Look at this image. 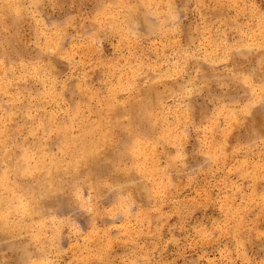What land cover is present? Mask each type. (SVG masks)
Segmentation results:
<instances>
[{"label": "rangeland", "instance_id": "obj_1", "mask_svg": "<svg viewBox=\"0 0 264 264\" xmlns=\"http://www.w3.org/2000/svg\"><path fill=\"white\" fill-rule=\"evenodd\" d=\"M263 94L264 0H0V264H264Z\"/></svg>", "mask_w": 264, "mask_h": 264}, {"label": "bare ground", "instance_id": "obj_2", "mask_svg": "<svg viewBox=\"0 0 264 264\" xmlns=\"http://www.w3.org/2000/svg\"><path fill=\"white\" fill-rule=\"evenodd\" d=\"M133 10V9H132ZM130 12V11H129ZM128 12V13H129ZM147 13V12H146ZM146 13H144V11L141 13V11H139V12H136V11H131L126 17H127V25H129V31L130 32H135L136 34H137V30L136 29H138V28H146V29H148L149 31H153L154 29H156V27H157V22L155 21V23L152 21L153 20V18H155V16H154V14H151V15H149V16H152L151 18H152V20H150L148 17H147V15H146ZM149 13V12H148ZM114 19H116V18H114ZM124 19V18H123ZM124 21H126V20H124ZM120 25H121V23H120ZM140 30V29H139ZM142 31H143V29H141ZM129 32V33H130ZM139 33V32H138ZM134 34V33H133ZM129 35V34H128ZM59 45V44H58ZM250 46V45H249ZM246 46L247 48H252V46ZM56 47V46H55ZM239 49H242V48H239ZM244 51V50H243ZM231 52V51H230ZM230 58V57H229ZM228 60V59H227ZM253 79V78H252ZM206 80V79H205ZM254 80V79H253ZM252 80V81H253ZM168 82V81H167ZM255 82V81H254ZM3 88V87H2ZM262 94V93H261ZM261 94H259V95H261ZM264 95V94H263ZM252 96V95H251ZM257 96V95H256ZM262 96V95H261ZM260 97V96H259ZM258 97V98H259ZM255 98V97H254ZM261 98V97H260ZM259 98V99H260ZM251 99V98H250ZM259 99H257V101L259 100ZM254 100V99H253ZM264 100V99H263ZM255 101V100H254ZM260 101V100H259ZM261 103V102H260ZM259 103H257V105H258ZM264 104V103H263ZM255 105H256V103H255ZM250 106V105H249ZM193 107V106H192ZM191 108V107H190ZM254 108V107H253ZM253 108H252V110H253ZM247 109V108H246ZM245 109V110H246ZM251 109V108H250ZM189 110V109H188ZM248 110H249V108H248ZM247 111V110H246ZM250 111V110H249ZM190 112V111H189ZM252 112V111H251ZM251 112H249L247 115H249ZM231 113V112H230ZM232 114V113H231ZM234 114V113H233ZM260 117V116H259ZM118 119V118H117ZM232 119V118H231ZM230 119V120H231ZM234 120V119H233ZM253 120V119H252ZM231 122V121H230ZM229 122V125L231 124ZM234 125H237V124H234ZM109 133V132H108ZM110 133H112V132H110ZM110 135V134H109ZM108 137V136H107ZM106 140H108V139H106ZM107 143V142H106ZM107 145V144H106ZM112 145V144H111ZM90 146H91V144H90ZM106 148V147H105ZM111 148V147H110ZM86 149V148H85ZM93 150V149H92ZM144 152V151H143ZM83 153V152H82ZM81 153V154H82ZM86 153H87V151H86ZM138 153V152H137ZM86 155V154H85ZM87 155H89V157H90V155L92 156V160H96V158L98 157V154L97 153H95L94 154V152L93 151H91V150H89L88 151V154ZM135 156V155H134ZM82 157H83V155H82ZM28 158L29 157H27L26 156V159L28 160ZM83 159H84V157H83ZM85 162H87L88 163V157H85ZM145 160V159H144ZM80 161V160H79ZM83 161V160H82ZM149 162V161H148ZM74 163V162H73ZM90 163V162H89ZM93 163V162H92ZM86 164V163H85ZM139 164V163H138ZM141 164V163H140ZM80 165V164H79ZM78 165V166H79ZM136 165V164H135ZM141 166V165H140ZM139 166V167H140ZM146 166H147V164H146ZM37 168V167H36ZM147 168V167H146ZM146 168H145V170H146ZM59 169V168H58ZM70 169V168H69ZM68 169V170H69ZM148 169V168H147ZM52 170V169H51ZM149 170V169H148ZM78 171V170H77ZM141 171H142V168H141ZM150 171V170H149ZM55 172V171H54ZM54 172H50V176H52V174H54ZM129 172V171H128ZM36 173V172H35ZM149 173V172H148ZM50 176H48L49 178H50ZM48 178V179H49ZM53 178V177H52ZM4 179V178H3ZM5 180V179H4ZM3 180V181H4ZM51 180V179H50ZM2 181V182H3ZM7 184V183H6ZM6 184H4V185H6ZM8 186V185H7ZM54 185L52 184V190H50V192H56V191H54V187H53ZM142 186V185H141ZM55 188H56V186H55ZM12 190V189H11ZM44 191V190H43ZM47 192V191H46ZM50 192H48V194L50 193ZM51 194V193H50ZM45 195H47V194H45ZM44 197V196H43ZM35 197L33 196V198L32 199H34ZM20 200H21V197H20ZM28 200V199H27ZM26 200V201H27ZM19 201V200H18ZM21 201H24V203H25V200H21ZM28 202V201H27ZM18 203V202H17ZM22 203V202H21ZM19 204V203H18ZM23 205V204H22ZM21 205V206H22ZM25 205V204H24ZM21 206H19V207H21ZM15 207V206H14ZM18 208V207H17ZM31 209L33 210L34 209V207L32 206V205H30V202H29V205H26L25 206V214L27 213V214H29L30 212H31ZM20 210H22V209H20ZM35 210V209H34ZM6 212V211H5ZM4 213V212H3ZM2 216V217H1ZM0 217L3 219V222H5V221H8L9 220V216L7 215V214H5V216H3L2 214H0ZM5 220V221H4ZM20 220V219H19ZM0 222H1V220H0ZM9 222H10V220H9ZM13 222V221H12ZM11 222V223H12ZM2 223V222H1ZM17 223H19V222H17ZM5 224V223H4ZM5 225H8V224H5ZM0 227H1V225H0ZM18 229H19V227H18ZM16 230V229H15ZM5 231H7V230H5ZM17 235V234H16ZM34 235H36V234H34ZM37 236V235H36ZM8 237V236H7ZM38 237V236H37ZM37 237H33V238H35V240H36V238ZM40 237V236H39ZM17 238V237H16ZM14 241V240H13ZM3 243H5V242H3ZM36 254H38V253H36ZM3 260V259H2Z\"/></svg>", "mask_w": 264, "mask_h": 264}]
</instances>
